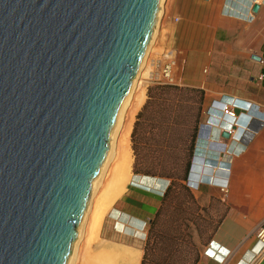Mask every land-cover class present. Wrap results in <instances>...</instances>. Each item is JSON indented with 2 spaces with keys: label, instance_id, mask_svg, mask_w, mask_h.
<instances>
[{
  "label": "water",
  "instance_id": "1",
  "mask_svg": "<svg viewBox=\"0 0 264 264\" xmlns=\"http://www.w3.org/2000/svg\"><path fill=\"white\" fill-rule=\"evenodd\" d=\"M159 2L0 0V264H67Z\"/></svg>",
  "mask_w": 264,
  "mask_h": 264
},
{
  "label": "crops",
  "instance_id": "2",
  "mask_svg": "<svg viewBox=\"0 0 264 264\" xmlns=\"http://www.w3.org/2000/svg\"><path fill=\"white\" fill-rule=\"evenodd\" d=\"M157 40L158 52L172 53L173 83L204 91L210 101L206 120L214 102L237 100L257 109L248 113L249 122L240 118L228 138L221 136L224 115L218 114L209 131L211 145L206 137L195 141L194 165L201 176L188 188L200 207L224 208L196 264H245L252 258L264 264V0H163ZM224 182L225 192L219 188ZM167 184L134 176L110 205L115 232L101 248L114 264L141 263L146 226Z\"/></svg>",
  "mask_w": 264,
  "mask_h": 264
},
{
  "label": "trees",
  "instance_id": "3",
  "mask_svg": "<svg viewBox=\"0 0 264 264\" xmlns=\"http://www.w3.org/2000/svg\"><path fill=\"white\" fill-rule=\"evenodd\" d=\"M203 100L204 91L198 88L155 84L147 89V100L136 116L130 136L134 157L132 172L135 177L156 176L173 181L181 179L185 182L190 178L194 164L192 153L198 134L196 128ZM192 116L194 120L188 146L189 154L182 172L178 173L165 162L163 154L175 150L177 134L182 129L184 119ZM172 186L173 184L170 183L165 189L161 205L149 223L140 264H186V256L181 253V249L186 246L195 251L194 257L188 264H196L198 260V250L188 224L192 222L195 225V222L189 209L193 208L196 213H201L205 212L206 208L196 203L186 184L184 185V190L187 192L185 200L179 203L174 200L169 202ZM222 217L203 244L209 242ZM180 226L183 227L182 230ZM196 229L201 234V230L197 227Z\"/></svg>",
  "mask_w": 264,
  "mask_h": 264
},
{
  "label": "rangeland",
  "instance_id": "4",
  "mask_svg": "<svg viewBox=\"0 0 264 264\" xmlns=\"http://www.w3.org/2000/svg\"><path fill=\"white\" fill-rule=\"evenodd\" d=\"M162 4H163V1H162ZM161 7H160V13H161ZM159 22H160V16L158 17V21H157L156 34H155V37L152 41L150 51H148V53L146 55L144 66L141 69L140 73L137 75L138 77L135 76L134 80H133L136 88L138 87L137 85H139V87L141 86L140 87L141 89H144L145 100L135 115V119H134V122L132 125V129H133L134 123L136 122L137 114L141 111L143 105L145 104V102L147 100V89L156 84L153 80V72L156 71L153 63L164 61V57L162 54L164 53L165 50H162V51L160 50V52H158L159 49H157V47H158V40L157 39L159 36ZM179 87L185 88L186 86H179ZM209 104H210V101L208 99L206 100V97L204 95V100H203V104H202V111L198 117V125L196 128L197 132H199L200 125L203 124L206 120V113H207V108H208ZM194 114L195 113H193L192 115L194 116ZM193 116L189 119L188 118L184 119L183 125L181 126L182 129L177 134L176 143H175V145H176L175 150L170 151L167 154H163L165 162L169 163V166L176 169L178 173L182 172L184 162L187 159L188 154H189L188 153V146H189V140H190V137H191V134L193 131V120H194ZM131 132H132V130H131ZM130 136H131V133H130ZM130 140L131 139L129 137V143H130L129 145H130V150H131L132 162H131V168H130V177L126 183V188L128 187L131 179L134 177V174L132 172V165H133L134 157H133V152L131 149V141ZM195 141H196V139H195ZM194 145H195V142H194ZM192 155H193V157L195 156L194 150H193ZM110 168L111 167H109V169H107L108 172L106 171L102 175L101 180H99V183H98L97 187L94 189V191L91 190V193L89 196V202H88L89 207H90L89 211H88L89 213L87 212V214L84 218L83 226H81L82 228L80 227V230L78 228V233H80V237L78 235V238L75 241L77 243H76V245L74 243L73 247H72L71 255L74 254L73 264H114V262L111 260L110 256L108 254H106L107 255L106 256L105 253L102 251V248H101L102 244H104L103 240H109V238L111 240L112 239L111 235H113V233L115 232L113 227H112L111 218H110V212H111L113 205L108 209L106 214H104L103 219H102V223L100 225L99 231L96 233V236L93 235L90 237V234L88 232L89 231L88 227L90 224L89 222H91V218H92L91 213L93 212L95 202L101 196V193H103V191L107 190L108 184L110 183V180H111L110 178H112L111 177L112 176V173H111L112 170ZM155 178L167 180L168 181L167 186L170 183L173 184L172 193L169 196V202L174 200L176 203H179L182 200H185V197H187V192L184 190V185L186 184V182L184 180L177 179V180L173 181V180L167 179L165 177H156V176H155ZM126 188H125V191H126ZM91 210H92V212H91ZM189 211L193 215V217H194L193 221L195 222V225L192 224V222L188 223L190 225V233L192 235V239H193V236H195L196 238H199L200 243L199 244L195 243L196 248L198 250V254H199V249H200L201 245H204L203 242L205 241L206 237L210 234L213 227L218 223V221L222 217L224 208L220 204H217L215 206H210L209 208H206L205 212L196 213L193 208H190ZM198 214H200L199 218H198ZM154 216L152 217V219L154 218ZM151 220L148 221V225L146 226L145 241H146V238L148 236V229L150 226L149 223L151 222ZM196 227L199 228V230H201V234L197 232ZM182 229H183V227L180 226V230H182ZM74 245H75V251H74ZM181 253L186 256V260H187L186 264H188L195 255V251L193 249H191L189 246L182 248Z\"/></svg>",
  "mask_w": 264,
  "mask_h": 264
},
{
  "label": "bare ground",
  "instance_id": "5",
  "mask_svg": "<svg viewBox=\"0 0 264 264\" xmlns=\"http://www.w3.org/2000/svg\"><path fill=\"white\" fill-rule=\"evenodd\" d=\"M162 1L163 0H160L159 2V12L156 15V20L152 27L150 36L141 52L140 63L138 64L137 67L136 76L140 73L141 69L144 66L146 55L148 51H150L152 41L155 37L156 29H157V21H158V17L160 16L159 14H160V7L162 6L161 5ZM137 86L138 87L136 88L133 81L131 87L126 93V96L120 106L112 130L108 151L106 153L100 172L92 188V190L94 191V189L97 187L99 183V180H101L102 175L107 171V169H109V167H111L110 169L112 170L111 172L112 178H110L111 180L110 183L108 184V188L107 190L103 191V193H101V196L99 195L100 197L98 196L99 197L98 200L97 199H96L97 201L95 200L96 202L93 208V212L91 210L92 218H91V222H89L90 224L88 227L89 229L88 232L90 234V237L93 235L96 236V233L98 232L100 225L102 223L104 214H106V211L113 203V201H115V199H117V197L120 196V194H122V191L124 190L123 188L125 187L124 185L126 184L125 182L130 177L129 170H130V162H131V150L129 145L130 144L129 137L132 130V125L135 119V115L145 100L144 89H141L140 88L141 86L139 87V85ZM245 117L248 118V116H244V118ZM241 118H243V116H241ZM228 121L232 122L230 118L228 119ZM198 172H200V167L199 166L197 167L196 165L193 164V168L190 173V181L192 180L193 182H196L200 180L201 175ZM88 202L86 204L81 222L78 227L79 230L80 227L83 226L84 218L90 208ZM78 235L80 237V233H78L77 230V235L73 242V244L75 243V245L77 243L75 241L77 240ZM75 245H74V251H75ZM71 253H72V248L70 251L67 264H73L74 254L71 255Z\"/></svg>",
  "mask_w": 264,
  "mask_h": 264
},
{
  "label": "built area",
  "instance_id": "6",
  "mask_svg": "<svg viewBox=\"0 0 264 264\" xmlns=\"http://www.w3.org/2000/svg\"><path fill=\"white\" fill-rule=\"evenodd\" d=\"M164 57L163 62H154L153 65L155 67V70L153 72V80L156 84H172L175 85L174 78H173V68H174V59L172 57V53L170 51L165 50L162 54ZM261 79V77H259ZM222 102H214L211 104L210 107V113L207 117V120L205 123L200 125L199 132L197 134L196 139L197 140H203V137H206L204 140H207L208 145H211L212 142H209V131L212 127V123L216 121L218 114H223V126H222V133L227 132L229 136L233 134L236 130L239 129L238 121L240 120L241 116H248V122L250 120V117L248 113L252 110H257L254 105L250 103H243L237 100H231L228 102H224V105H221ZM238 111H241L238 113ZM231 119V124H229V127L226 129L224 128L226 125H228V119ZM211 120V121H210ZM244 123V122H243ZM241 124V123H240ZM245 128L247 127V124H242ZM222 136V134H221ZM203 181V180H201ZM210 184H213L214 182L212 180L209 181ZM187 187H192L193 183L190 181V178L186 181ZM219 188L225 192L227 190V183L224 182L223 184H219ZM255 259L252 258L249 262L245 264H254Z\"/></svg>",
  "mask_w": 264,
  "mask_h": 264
}]
</instances>
